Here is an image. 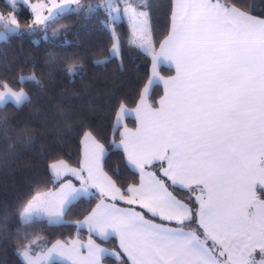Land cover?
<instances>
[{"label": "snow or ice", "instance_id": "1", "mask_svg": "<svg viewBox=\"0 0 264 264\" xmlns=\"http://www.w3.org/2000/svg\"><path fill=\"white\" fill-rule=\"evenodd\" d=\"M73 2L78 4L79 0H69ZM9 3L15 9L17 0ZM119 3L128 5L123 14L133 28L129 43L150 53L148 13L139 10L140 5L131 0H106L96 8L104 7L115 22L120 18V8L113 5ZM64 10L62 6L60 12ZM51 18V13L43 19L38 17L37 23ZM104 23L107 27V21ZM0 28V41L20 32L11 16H0ZM112 31V47L104 59L95 61L98 65L121 53ZM158 56L175 63L177 76L165 81L171 91L153 111L146 97L156 80ZM80 67L73 63L65 73L75 77L80 75ZM26 81L39 84L35 75H21L17 83ZM0 87L4 88L0 107L30 102L23 88ZM135 111L141 127L136 133H123L120 145H115L123 147L128 164L141 174L139 187L127 188L130 196L126 200L116 182L102 171L104 147L86 132L80 169L70 168L63 161L49 166L53 183L71 174L81 181V187L68 181L55 192H38L19 212L21 223L45 219L50 225L68 223L66 213L81 198L94 197L96 193L90 188H95L100 202L83 221L76 222V227L86 226L90 234L102 240L118 237L127 260L89 240L88 264H101L106 256L120 258L122 264H257L249 259L257 248L262 256L260 264H264V18L243 11L237 0L231 6L222 0H176L171 31L160 44V52L153 54V76ZM131 115L121 103L114 131L124 116ZM157 161L166 162V167L161 163L163 178L145 171ZM193 185L200 190L194 205L170 191H191ZM105 197L129 205L138 203L154 218L177 226L145 219L144 213L118 208L106 203ZM57 249L71 251L57 243L49 249V259ZM17 255L24 264H36L38 259L30 255L27 245L17 249Z\"/></svg>", "mask_w": 264, "mask_h": 264}, {"label": "trees", "instance_id": "2", "mask_svg": "<svg viewBox=\"0 0 264 264\" xmlns=\"http://www.w3.org/2000/svg\"><path fill=\"white\" fill-rule=\"evenodd\" d=\"M131 2L148 13L153 48H158L169 33L173 0ZM105 3L106 0H79L72 10L60 13L47 24H38L30 3L17 2L13 9L6 0H0V13H10L20 29L7 41H0V84L16 91L23 88L30 97V102L19 107H0V264H24L17 249L25 245L36 253L56 240L74 237H92L102 246L117 250L114 238L102 240L76 227V222L100 200L98 193L77 201L66 213L68 223L63 225H50L46 219L24 225L19 217L34 195L62 183L52 182L50 164L65 161L79 167L81 140L86 132H91L105 148L103 169L123 193L139 181V174L127 165L122 150L115 147L120 136L113 126L121 103L127 108L137 105L149 79L151 56L129 43L127 18L121 16L112 22L104 7L96 8ZM222 3L231 6L233 0ZM237 6L249 14L264 16V0H237ZM112 30L121 53L98 65L95 61L104 59L112 47ZM73 63L81 66L80 75L69 77L65 69ZM160 73L169 76L172 69L162 66ZM21 75H35L39 84L26 81L19 85ZM161 95L162 87L155 84L149 95L152 107L157 106ZM127 123L131 126L129 120ZM170 191L189 205L195 204L190 190ZM145 216L162 222L147 212ZM102 260L117 264L110 256ZM123 260L126 261L124 257Z\"/></svg>", "mask_w": 264, "mask_h": 264}, {"label": "crops", "instance_id": "3", "mask_svg": "<svg viewBox=\"0 0 264 264\" xmlns=\"http://www.w3.org/2000/svg\"><path fill=\"white\" fill-rule=\"evenodd\" d=\"M6 1H7L8 4H10L9 3V0H6ZM17 2L30 3V9H31V12H32V14H33L34 19H35L36 22H37V18L38 17L41 18V19H43L44 17H48L50 13L52 14V18L50 20H47L44 23H38V24H47L48 22H50L54 17L57 16V13L60 12V9H61L62 6H64V9L65 10L63 12H65L70 7H74V5L76 4L75 2L69 3V0H34V1H30V0H17ZM175 2H176V0H173V6H174ZM63 12H60V13H63ZM172 15H173V8H172ZM172 15H171L169 33L171 31V26H172ZM126 18L128 19V17H126ZM261 18H264V16H261ZM148 29H149V34H150L149 20H148ZM130 30H131L130 39H133V28H132L131 23H130ZM169 33H168V35H169ZM138 35L139 34H137V36ZM150 39H151V34H150ZM159 52H160V45L158 46V48H153L152 47V40H151V51L149 53V55L151 56V65H150V75H149V79L152 78V76H153V54H157ZM157 60H158V62H157V66H156V74H157L156 75V80L153 83V85L151 86V89H152V87L155 84H159L162 87V95L158 99V102H157V106L156 107H152L150 105V102H149V95L150 94L146 97V104L153 111H155V110H157V109H159L161 107V103H160L161 100H164L165 97H166V95L169 94L170 91H171V85H167L166 86L165 81H169L172 78H174V77L177 76L176 66H175V63L173 61H171L169 59H166L163 56H158L157 57ZM162 66H165V67H168V68L172 69V74L169 75V76H163L160 73V68ZM149 79H148V81H149ZM147 85H148V82H147L146 86ZM151 89H150V92H151ZM142 92H143V90H142ZM138 104H139V101H138L137 105L134 108H127L126 107L128 109V111L132 113V115L131 116H124L121 119L120 126H119V128H117L119 130L120 139H119V141H117L115 143V145H120V141L122 139V134L123 133H125L126 131L128 133H136L137 130L141 127V120L137 117L136 111H135L136 108H137V106H138ZM128 120H129V123L131 124V126L127 123ZM115 122H116V117H115L114 124H115ZM83 137H84V135H83ZM83 137H82V140H83ZM82 140H81V157H80V165H79V167H73V166L69 165L68 163H66L65 161H63L64 164H66L70 168L80 169L82 167V162L84 161V153H85V145L82 143ZM119 149L122 150V152L124 153V157H125V160H126L127 165L131 169H133L134 171H136L139 174V181H138V183L135 184V185H130V186L131 187H139L140 182H141V174H140L139 169H137L134 165H129L128 162H127V155L124 152L123 147L121 146V147H119ZM105 153H106V150H105ZM103 159H104V157L101 160L102 171L105 174H107L104 171V169H103ZM57 162H60V161H57ZM57 162H54V163H57ZM54 163H52V164H54ZM161 163H163V166L164 167L167 166L166 165V162H159V161H157V162H153L152 164L148 165L145 168V171L146 172H155L157 174V176H160L161 178H163V176L160 173V171H158L159 169H161ZM156 169H157V171H156ZM82 175L85 178H87V172H83ZM60 180H62V183L57 188L52 189V190H48V191L55 192V191H57L61 187L62 184H64L65 182H68V181H70L72 183V185L74 187H76V188L81 187V181L79 179H77L75 176L71 175V174H64V175H62L61 178H60ZM130 186H128V187H130ZM48 191H44V192H48ZM90 191L91 192H94V193H98L95 188H90ZM194 192L196 193V195H194ZM191 193H192V196L194 195L196 197L197 195L200 194V190H199V188L196 185H193L192 186V189H191ZM123 194L125 196V200L130 196V194L127 192V189H126V192L123 193ZM257 195H260V193L258 192ZM261 199H264V197L261 196ZM99 202H100V200H98L96 202V204L94 205V207L92 209H94ZM105 202L106 203H109V204L114 203L116 205V207H118V208H131V209H133L135 211L144 213V216H145V212L151 214L150 212L147 211V209L141 208V206L138 203L137 204H134V205H129L125 201H122V200H119V199H117L116 201H113V200H111L110 197H105ZM194 202H195V199H194ZM84 218L82 220H80V221H83ZM157 218H159V217H157ZM145 219H149V218H147L145 216ZM162 222L163 223H167L171 227H175V225H172V224H175V222H171V223L166 222V221H162ZM156 223H161V222H156ZM82 229H84L85 231H87L89 233V230H88V228L86 226L83 227ZM92 235L93 236H96L94 234H92ZM96 237H98V236H96ZM113 238L116 240L117 250L108 249V248L102 246L100 243H98L97 241H95L92 237H86L85 239H79L77 237H74L72 239H68V240H65V241L56 240L53 243H51L46 249H44V250H42L40 252L34 253V252L30 251V250H29V252H30V255H32L34 259L38 258V259H36V264H50V263H52V260H55L56 262H60V263H63V264H88V257H89L88 244H89V240H91L94 244L98 245L99 247L104 248V249L108 250L109 252L117 253V254H119V256H122V257H124L127 260V257L124 256L123 251H122V249L119 246L120 245L119 238L118 237H113ZM57 243L64 245V248L65 249H71V251H62L60 249H57L54 253L51 254V259H49V257H48L49 249H52L53 245H56ZM74 245H75V248H73ZM110 257H112V256H110ZM112 258L117 261V264H122V261H121L120 258H116V257H112ZM249 259H254L255 261L256 260L257 261H261L262 256L260 254L259 248H257L252 253V256ZM101 264H105L103 262V260H101Z\"/></svg>", "mask_w": 264, "mask_h": 264}, {"label": "rangeland", "instance_id": "4", "mask_svg": "<svg viewBox=\"0 0 264 264\" xmlns=\"http://www.w3.org/2000/svg\"><path fill=\"white\" fill-rule=\"evenodd\" d=\"M114 7H119L120 8V17L121 16H124V14H123V9L127 6V5H120V3L119 4H114L113 5ZM74 7H70L68 10H66V11H69V10H72ZM122 14V15H121ZM0 16H4V17H9V16H11V14L10 13H8V14H1L0 13ZM12 17V16H11ZM125 18H126V16H124ZM4 23L5 24H8L9 23V20H7V19H5L4 20ZM0 31H3V29H0ZM152 40V39H151ZM114 42V41H113ZM152 47H153V44H152ZM4 91V88L3 89H0V92H3ZM158 171H160V173L162 174V170L161 169H159ZM194 195H196V193L194 192ZM193 195V198L195 199V196ZM257 261V260H256ZM257 264H260V261H257Z\"/></svg>", "mask_w": 264, "mask_h": 264}]
</instances>
